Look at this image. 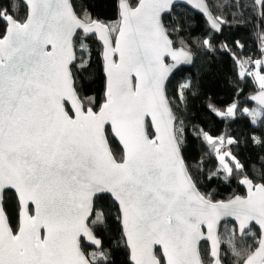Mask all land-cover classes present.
Wrapping results in <instances>:
<instances>
[{"label": "snow or ice", "instance_id": "6c2138e0", "mask_svg": "<svg viewBox=\"0 0 264 264\" xmlns=\"http://www.w3.org/2000/svg\"><path fill=\"white\" fill-rule=\"evenodd\" d=\"M186 4L204 18L198 44L205 51L216 50L235 15L225 10L246 6ZM247 7L264 22V0ZM114 8L102 20L75 0H0V264H112L105 197L129 264H264V162L257 175L228 147L235 141L226 146L225 136L194 129L214 169L204 178L247 189L217 200L200 182L206 165L194 170L183 155L184 122L166 81L191 54L182 22H165L174 0H114ZM258 40L259 58L239 60L241 69L249 65L239 76L256 86L249 100L257 107L234 102L217 115L242 112L264 124V33ZM94 47L104 61L100 99L79 83ZM253 142L264 146L259 137ZM6 191L14 216L3 207Z\"/></svg>", "mask_w": 264, "mask_h": 264}, {"label": "trees", "instance_id": "16d2710c", "mask_svg": "<svg viewBox=\"0 0 264 264\" xmlns=\"http://www.w3.org/2000/svg\"><path fill=\"white\" fill-rule=\"evenodd\" d=\"M75 2L78 9L83 8L94 17L102 20H111L114 17V0H75ZM241 2L246 6L239 11L225 10L226 15L230 12H234L235 15H228V24L224 26L223 34L215 38V51H205L198 44V40L205 37L207 29L204 18L197 13L179 6L175 7L172 16L165 20L166 23H175L178 20L182 22L181 37L187 42L190 52L194 55L193 67L178 71L167 85L168 96L179 109L176 114L184 122L186 139L183 155L194 170L198 166L206 165L200 182L215 194L217 200H227L233 195L244 196L246 192L244 187L235 181L224 182L217 179L209 182L204 178L214 169L209 162L205 144L202 139L197 138L194 129L208 132L214 138L225 136L226 145L228 139L235 141L229 146L232 152L257 175L260 172L261 162H264V146L253 142L254 137L264 139V124H253L252 117L242 112H237L234 117L217 115V112L226 111L234 102L239 104L241 110L245 107L250 109L257 107L249 102V97L254 94L256 86L251 79L244 80L239 76L241 69L239 60L259 58L258 36L264 33V22L258 15L252 13L250 7H247L251 4V0H241ZM23 12V6L20 5V14L23 15ZM237 42L243 45V49ZM96 51L94 47L92 66L81 73L79 83L89 95L100 99L105 85V75L102 56L97 55ZM247 68L245 64L244 69ZM185 84L188 87H183ZM110 145L119 155L120 147L114 139H110ZM103 204L111 210L113 217L103 231L105 244L110 253L109 259L112 264H129L128 249L121 226L114 219L116 213L111 198L105 197ZM4 209L10 216L15 215L16 201L12 192L5 193ZM224 223L231 227V222ZM202 247L206 248L207 244H202Z\"/></svg>", "mask_w": 264, "mask_h": 264}, {"label": "water", "instance_id": "95a60500", "mask_svg": "<svg viewBox=\"0 0 264 264\" xmlns=\"http://www.w3.org/2000/svg\"><path fill=\"white\" fill-rule=\"evenodd\" d=\"M179 6H182V7H185V8H187V9H189V10H191V11H193L191 8H190V6H188L187 4H186V0H174V8L175 7H179ZM193 12H195V11H193ZM196 13V12H195ZM190 54H191V62L190 63H184V62H181V63H179V64H177L175 67H173L172 68V70L170 71V73H169V76H168V79H167V81H166V86L168 85V83H169V81L172 79V77L178 72V71H180L181 69H190V68H192L193 67V65H194V55H193V53L192 52H190ZM103 68H104V61H103ZM104 75H105V73H104ZM249 102L252 104V105H254V106H257L256 105V103L255 102H253V101H250L249 100ZM114 141L119 145V147H120V144L118 143V141L116 140V139H114ZM244 187V186H243ZM244 189H245V192H246V194H247V189L244 187ZM6 192H11V191H6ZM5 192V193H6ZM245 194V195H246ZM5 196V195H4ZM3 207H4V202H3ZM224 222H230V221H224ZM224 222H222V224L224 223ZM220 231H221V228H220ZM125 240V239H124ZM202 244H205L204 242H202Z\"/></svg>", "mask_w": 264, "mask_h": 264}, {"label": "rangeland", "instance_id": "374dc122", "mask_svg": "<svg viewBox=\"0 0 264 264\" xmlns=\"http://www.w3.org/2000/svg\"><path fill=\"white\" fill-rule=\"evenodd\" d=\"M242 70H244V69H240V71H242ZM235 115H236V114H235ZM235 115H234V116H235ZM219 116H220V115H219ZM234 116H232V117H234ZM222 117H224V116H222ZM220 233H221V231H220Z\"/></svg>", "mask_w": 264, "mask_h": 264}, {"label": "built area", "instance_id": "2783aa9c", "mask_svg": "<svg viewBox=\"0 0 264 264\" xmlns=\"http://www.w3.org/2000/svg\"><path fill=\"white\" fill-rule=\"evenodd\" d=\"M254 61V60H253ZM249 67V65H247ZM226 145V144H225ZM227 146V145H226ZM229 147V146H228Z\"/></svg>", "mask_w": 264, "mask_h": 264}]
</instances>
